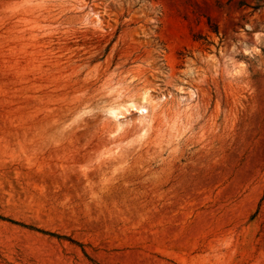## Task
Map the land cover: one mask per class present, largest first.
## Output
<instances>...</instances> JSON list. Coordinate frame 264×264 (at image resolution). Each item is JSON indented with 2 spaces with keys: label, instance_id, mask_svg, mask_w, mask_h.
<instances>
[{
  "label": "rangeland",
  "instance_id": "rangeland-1",
  "mask_svg": "<svg viewBox=\"0 0 264 264\" xmlns=\"http://www.w3.org/2000/svg\"><path fill=\"white\" fill-rule=\"evenodd\" d=\"M0 264H264V0H0Z\"/></svg>",
  "mask_w": 264,
  "mask_h": 264
},
{
  "label": "bare ground",
  "instance_id": "bare-ground-1",
  "mask_svg": "<svg viewBox=\"0 0 264 264\" xmlns=\"http://www.w3.org/2000/svg\"><path fill=\"white\" fill-rule=\"evenodd\" d=\"M129 104H130V103H129ZM129 104H128V105H129ZM132 104H133V103H132ZM129 106H131V105H129ZM111 112L114 113L115 111H113V109H111ZM31 133H32V132H31ZM13 139H14V138H13ZM63 149H64V148H63ZM79 156H80V155H79ZM58 157H59V156H58ZM83 158H84V157H83ZM79 159H80V158H79ZM50 170H51V169H50ZM48 174H49V173H48ZM72 174H73V173H72ZM64 176H65V175H64ZM46 178H47V177H46ZM64 178H65V177H64ZM44 179H45V178H44ZM49 179L52 180L51 177H49ZM53 179L55 180V178H53ZM68 187H69V186H68ZM61 188H62V187H61Z\"/></svg>",
  "mask_w": 264,
  "mask_h": 264
},
{
  "label": "trees",
  "instance_id": "trees-1",
  "mask_svg": "<svg viewBox=\"0 0 264 264\" xmlns=\"http://www.w3.org/2000/svg\"><path fill=\"white\" fill-rule=\"evenodd\" d=\"M42 232H47V231H44V230H41Z\"/></svg>",
  "mask_w": 264,
  "mask_h": 264
}]
</instances>
